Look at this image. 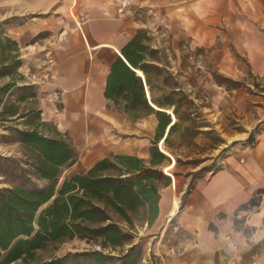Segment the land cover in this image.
<instances>
[{
	"label": "crops",
	"instance_id": "obj_1",
	"mask_svg": "<svg viewBox=\"0 0 264 264\" xmlns=\"http://www.w3.org/2000/svg\"><path fill=\"white\" fill-rule=\"evenodd\" d=\"M120 1L0 0V10L15 18L10 33L24 60L22 73L39 89L42 119L53 122L78 151V160L66 166L64 177L85 172L105 157L151 156L159 131L157 114L133 116L106 95L113 63L125 58L122 48L140 30L153 40L162 39L160 33L166 31L177 49L185 39L204 48L226 40L246 58L247 66L232 61L222 65L223 71L242 76L250 69L264 75V0H133L137 5L119 14ZM44 67L51 72L46 80ZM137 72L144 77L141 69ZM214 85L207 79L206 87ZM217 86L220 101L225 87ZM55 90L62 94L59 103L51 97ZM232 91L250 126L242 139L254 131L255 140L232 145L222 166L188 191L187 179H181L180 194L163 191L154 229L168 227L151 264H230L232 259L236 264H264V126L256 128L264 120V91ZM146 92L150 103L162 109L152 101L147 85ZM168 131L166 127L165 136ZM169 218L179 225L178 232L168 225ZM170 245L177 254L169 251Z\"/></svg>",
	"mask_w": 264,
	"mask_h": 264
},
{
	"label": "trees",
	"instance_id": "obj_2",
	"mask_svg": "<svg viewBox=\"0 0 264 264\" xmlns=\"http://www.w3.org/2000/svg\"><path fill=\"white\" fill-rule=\"evenodd\" d=\"M150 39L146 31L140 30L127 42L122 48L125 58L119 56L113 63L106 86L107 97L120 110L136 117L142 112L157 114L159 131L150 159L129 154L105 157L87 171L66 175L60 182L63 167L76 163L78 151L63 135H48L39 129L45 123L36 120L41 119V108L22 106L31 97H38L37 84L19 82L25 76L18 70L24 64L18 41L0 31V77H10L0 84V124L15 134L26 155V165H22L20 159L0 154V173L12 178L10 185L0 187V264H67L62 257L46 260L39 251L75 237L98 240L103 249L129 245L121 255L123 263L139 261L142 247L139 242L134 243L138 228L145 224L153 227L160 213V183L164 180L163 186L172 184V176L162 167L172 160L159 148V141L164 138L165 149L174 154L170 136L183 121L193 120L191 110L181 109L192 100L178 83L170 84L172 74L153 58L158 50L150 46ZM137 69L143 71L144 77ZM164 71L168 74L161 79ZM213 75L228 89L242 83L220 72ZM146 85L152 101L172 109L176 121L169 110L156 109L150 103ZM20 118H25V127L12 124ZM191 125L184 128L190 130ZM166 127L169 131L165 136ZM193 130L194 134L210 133L213 128ZM254 140L252 131L245 140H235L231 145ZM206 169L203 166L193 172L187 191ZM93 254L101 264L106 263L103 250ZM88 256L85 254V259Z\"/></svg>",
	"mask_w": 264,
	"mask_h": 264
},
{
	"label": "rangeland",
	"instance_id": "obj_3",
	"mask_svg": "<svg viewBox=\"0 0 264 264\" xmlns=\"http://www.w3.org/2000/svg\"><path fill=\"white\" fill-rule=\"evenodd\" d=\"M14 19L13 14L10 16L8 12L0 10V31H5L9 36L13 37L10 33V27L15 23ZM161 34H163V38L159 40H153L152 36L149 34L151 37L149 41L150 46L158 50L153 58H155V60H160L164 65H169L170 69L164 66L166 70L170 73L175 72L177 74V76L171 75L170 84L172 85L177 82L183 87L192 100L191 104L188 105L185 103L181 108L183 111L188 109L193 112L191 114L193 120H189L192 124V129L188 130L184 128L186 124L190 123L183 121L170 136L169 144L173 148L174 154L165 149L166 144L164 140L161 142V147L159 146L160 149L163 148L165 150L164 152L168 154L172 160L170 163L168 161L162 165L165 172L172 176V184L163 186L164 180H162L160 183L161 190H173L175 193L180 194L182 191L181 179L190 181L193 177V172H196L203 166H207L208 169L203 171L201 177L211 175L217 168L222 166L224 157L229 153L233 141L243 140L242 136H245V132L248 131L250 126H248L242 112L237 108L232 90L244 89L250 95L260 94L264 91V75L256 74L250 69L244 72L242 76L230 75L223 71L222 65L229 66L232 61L240 63L244 61L247 66L246 58L234 52L231 42L226 40L218 39L213 48H204L194 44L192 45L190 40L185 39L180 44L181 49H177L173 48L171 38L168 37L166 31H163L160 35ZM18 70L22 72L21 67ZM213 72H220L223 75L240 80L242 83L238 88L230 90L226 85H223L225 89L221 90H223L225 97L219 101L217 99L219 97L218 90L220 89L217 84H220L214 78ZM167 74L168 73L164 71L161 79ZM207 79L209 81L214 80L216 85H214L213 88L210 86L206 87ZM8 80H10L9 76H2L0 77V84ZM19 82L26 83L28 82V78L25 76V78L20 79ZM37 91L38 97H31L30 101L27 103H21L22 106L26 104V106L30 108H40L42 102L40 100L38 87ZM213 97H216V99L213 100ZM13 98H17V95H14ZM160 108L169 110L173 113V119H177L172 109ZM258 114L260 115V113ZM36 120L41 122V120H43L42 116L41 119L38 118ZM12 124L25 127V118H20ZM199 124H203V126L197 127ZM263 126L264 120L258 122L256 128ZM195 127L201 130L213 128V131L210 133L199 132L194 134L193 128ZM39 129L48 135L55 136L62 134L51 121H45L44 124H40ZM0 154L20 159L22 165H26L24 161L26 155L23 146L20 142L15 140V134L5 129L1 124ZM149 159L150 157L146 158V160ZM66 169L67 167H63L60 182H62L64 178ZM174 172H178V174L175 176ZM174 176L177 179L176 181ZM201 177H196L195 182ZM11 180L12 178L10 176L0 173V187L10 185ZM161 231L162 228L155 227L154 229V225L153 228H149L146 224L138 228V234L134 243L139 242L141 244L142 256L136 264H151L152 261H155L154 257L157 256L155 255V248L160 246L158 240ZM128 246L129 245H125L115 249H103L98 244V240L75 237L52 243L48 247L40 250L39 254L46 260L62 257L66 260L67 264H101L93 253L96 250H103V252L107 254V261L105 264H124L121 255L126 251ZM85 254H89L88 259H85ZM148 254H151L152 260L150 261L148 258L147 261H144L143 257L148 256Z\"/></svg>",
	"mask_w": 264,
	"mask_h": 264
},
{
	"label": "built area",
	"instance_id": "obj_4",
	"mask_svg": "<svg viewBox=\"0 0 264 264\" xmlns=\"http://www.w3.org/2000/svg\"><path fill=\"white\" fill-rule=\"evenodd\" d=\"M136 4L132 1V0H121L118 7H117V11L119 14H124V13H127L128 11L132 10V8L135 6ZM51 61V60H50ZM44 74L42 76V79L43 80H46L50 77V68L48 67H44ZM28 74H33L34 75V72L32 71L31 68H28ZM32 75V76H33ZM61 92L58 91V90H55L52 92V95L51 97L55 100V101H58V103L61 101L62 99V96H61ZM171 220V221H170ZM168 225L170 226V228L172 229V231L174 233L178 232L179 230V225L178 224H174L172 222V219L169 218L168 219ZM168 227V226H167ZM167 227L165 226L162 231L160 232V235H159V242H164L165 241V233L167 231ZM227 238L231 239L232 236L229 234L227 235ZM234 248H237V244H234ZM169 251L172 253V254H177L178 252V249L176 248V246L174 245H170L169 247ZM237 263V260L236 259H232L230 264H236Z\"/></svg>",
	"mask_w": 264,
	"mask_h": 264
},
{
	"label": "water",
	"instance_id": "obj_5",
	"mask_svg": "<svg viewBox=\"0 0 264 264\" xmlns=\"http://www.w3.org/2000/svg\"><path fill=\"white\" fill-rule=\"evenodd\" d=\"M160 146V145H159Z\"/></svg>",
	"mask_w": 264,
	"mask_h": 264
}]
</instances>
